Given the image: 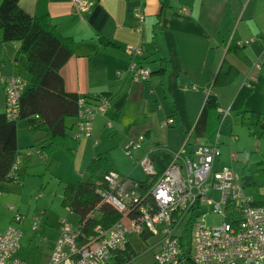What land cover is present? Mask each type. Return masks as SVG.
I'll return each mask as SVG.
<instances>
[{"label":"crops","instance_id":"obj_1","mask_svg":"<svg viewBox=\"0 0 264 264\" xmlns=\"http://www.w3.org/2000/svg\"><path fill=\"white\" fill-rule=\"evenodd\" d=\"M37 1L21 0L20 6L34 15ZM140 6L145 21L138 30L135 9ZM48 11L60 34L75 43L74 54L60 70L67 92L81 98L89 96L95 104L98 94L107 92L114 96L131 80L122 112L111 106L105 114L98 115L92 135L79 139L72 159L66 153L67 158L56 156L59 151L53 155L59 163L61 159L64 166L70 167L69 172L65 167L64 170L71 178L62 177L69 183L86 178V169L94 157L106 152L116 172L132 181L148 179L137 162L149 152H153L156 170L163 172L171 163L172 152L182 147L186 134L197 126L207 91L217 99L219 108L230 109L227 118L232 114L234 123H249L250 111L264 114V0H96L86 13L79 12L73 0H49ZM0 45V69L5 72L4 54L8 48L16 54L20 43ZM127 46L142 48L143 55L137 61L153 73L150 81H135L128 74L127 68L133 61ZM261 60V67L255 68ZM19 62L20 59L16 63ZM8 72L15 75L12 68ZM96 72L101 75L93 76ZM4 102L3 95V107ZM167 119H172L173 124L165 128L163 123ZM109 123L115 133H110L112 140L105 137ZM66 124L72 131L69 134L76 136V119L70 118ZM19 130L23 169L42 159L39 150L46 134ZM116 134L121 136L120 141L113 138ZM21 135L31 136L25 145L20 143ZM141 137V149L133 150L130 158L125 146ZM252 138L256 140L257 162H264V137L256 132ZM202 139L212 141L209 134ZM158 152L165 155L160 163L156 158ZM248 192L264 200V181L258 183L254 193L250 189ZM7 210L11 211L9 206ZM11 221L0 230H6ZM17 257L24 260L19 251Z\"/></svg>","mask_w":264,"mask_h":264},{"label":"built area","instance_id":"obj_2","mask_svg":"<svg viewBox=\"0 0 264 264\" xmlns=\"http://www.w3.org/2000/svg\"><path fill=\"white\" fill-rule=\"evenodd\" d=\"M73 3L79 12L86 13L96 0H73ZM135 17L137 29L141 30L145 21L141 6L135 9ZM127 48L133 61L127 68L128 74L135 81H150L151 71L137 61L143 55L142 48ZM261 64L262 60L255 68L259 69ZM26 88L27 81L22 77L7 75L0 69V89L8 120L18 118L19 101ZM209 96L210 91H207L206 98ZM109 108L111 103L107 97L95 104L80 99L76 137H90L95 118ZM217 113L220 126L214 140L194 139L192 129L186 134L182 147L172 152L171 163L163 172L156 170L153 152L143 155L137 164L147 176H158L146 195L141 196L128 177L117 172L106 175L109 189L99 192L122 218L109 230L98 226L90 235L82 232L81 223L74 227L68 218L63 219L47 264H114V261L121 264L127 258L126 252L132 249L129 237L133 234L144 241L154 238L146 252L153 253L156 264H181L187 259L193 264H264V207L253 205V195L244 186L242 176L235 173L234 165L239 162L237 154L230 153L227 163L222 162L220 130L230 109L218 108ZM172 124L173 120L167 119L163 127ZM108 126L111 127V123ZM143 142L141 137L126 145V155L132 158L133 150L141 149ZM20 167L21 159L17 158L12 177L17 176ZM215 192L220 193L219 200L214 199ZM210 207L224 217L222 225L208 227L200 219ZM9 209L13 212L11 224L6 230H0V264H30L17 257L23 236L17 225L25 221V216L13 207ZM236 211H240L239 214ZM185 227L188 228L185 234L188 254L181 245ZM36 229L34 223L33 230ZM118 257L122 261H118Z\"/></svg>","mask_w":264,"mask_h":264},{"label":"trees","instance_id":"obj_3","mask_svg":"<svg viewBox=\"0 0 264 264\" xmlns=\"http://www.w3.org/2000/svg\"><path fill=\"white\" fill-rule=\"evenodd\" d=\"M20 1L0 0V32L3 34L0 43H20L14 60L17 62L20 57H24L29 75L27 88L19 101L18 118L11 121L7 119L4 112H0V189L4 183L19 182L18 173L16 177H12L11 171L20 156L18 145L20 122H25V130L29 134L43 132L46 134V140L39 150L44 163L51 161L53 155L60 150L72 159L80 138L69 134L71 129L66 121L70 118L77 119L80 99L93 104L90 101L92 98L88 99L89 96L81 98L65 89L60 70L74 54L75 43L72 38L60 34L57 27L52 24L48 11L49 0H38L34 15L27 14L20 6ZM92 75L99 77L101 72ZM130 81H126L114 96L107 92L98 94L95 103L102 97H107L111 106L118 112H122L126 105ZM99 83L104 82L100 80ZM218 108L217 99L209 96L199 122L193 129L192 138L203 140L202 137L209 134L213 141L220 126ZM249 119L251 125L255 127V132H251L250 135L254 136L256 132H259L260 136L264 137V114L250 111ZM243 165V184L254 193L259 181L264 179V162H246ZM111 172H116V169L110 154L106 152L96 155L86 169L89 178L67 184L62 192V206L79 218L82 232L86 235L93 234L98 226L103 228L102 230H109L122 218L112 205L105 202L99 192L109 189L105 176ZM157 178L158 176L152 175L145 182H133L139 194L144 196ZM254 199L253 205H264L263 199L257 196ZM239 212L236 211L237 214ZM183 229L181 245L186 247L184 251L188 254V240L185 236L188 228ZM133 253L134 251L129 248V252H126L127 258L120 263L129 264ZM119 260L122 261L118 257ZM187 264L193 263L187 259Z\"/></svg>","mask_w":264,"mask_h":264},{"label":"rangeland","instance_id":"obj_4","mask_svg":"<svg viewBox=\"0 0 264 264\" xmlns=\"http://www.w3.org/2000/svg\"><path fill=\"white\" fill-rule=\"evenodd\" d=\"M2 36L3 34L0 32V40H2ZM6 52L4 60L7 71L3 72L10 75L11 73L8 71L12 68L15 75L22 77L26 81L29 80V75L26 71L27 62L24 57H20V62L16 63L14 61V50L8 48ZM1 53H3L2 48H0ZM2 101L3 93L0 89V112H4ZM226 119L225 124L221 128V160L227 163L230 153L237 154L239 162L234 165V171L242 176L243 164L246 162L255 163L259 159L255 146L256 140L252 136L250 137L251 132H255V127L251 125V122L246 123V125L234 123L232 114ZM18 128L26 129L25 122H20ZM107 129L105 130V137L108 139L109 136L112 140L110 133L112 135L115 133L110 126ZM69 133L72 134V131ZM30 137V135H21V145H25L24 142ZM120 137L119 134L113 136L118 141H120ZM58 154L56 156H64L65 152L60 150ZM162 157L165 159V155L162 152L156 153L158 163L161 162L160 159ZM51 161L44 163L39 160L37 163L34 161L26 167L23 166L20 171L19 182L4 183L0 189V194L2 195L0 197V228L5 229L13 216L12 212L7 210L8 206L14 207L21 215L25 216V221L17 225L23 233L19 255L30 264H45L48 261L52 248L58 239L57 230L60 228L63 219L69 216L68 220L74 227L79 219L75 214L67 212V208L65 209L61 205L63 189L69 184L62 177L71 178L68 173L70 167L64 166L61 159H59L60 163L54 158ZM64 167L68 172L65 173ZM87 178H89L88 175L86 178L80 177L79 181L87 180ZM262 181L264 179H261L259 183ZM219 196L220 193L215 192L214 199L219 200ZM212 209V207L206 209L204 217L200 219H203V222L208 227L222 225L225 221L224 217L216 214ZM34 223L37 224L36 230H33ZM129 241L134 251L133 258L129 264H156L153 253L146 252L151 243L154 242V238L144 241L141 237L133 234L129 237ZM181 264H187V261Z\"/></svg>","mask_w":264,"mask_h":264},{"label":"water","instance_id":"obj_5","mask_svg":"<svg viewBox=\"0 0 264 264\" xmlns=\"http://www.w3.org/2000/svg\"><path fill=\"white\" fill-rule=\"evenodd\" d=\"M118 255L120 256L121 259H123L124 256L122 254L118 253Z\"/></svg>","mask_w":264,"mask_h":264}]
</instances>
